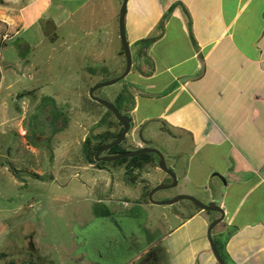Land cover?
<instances>
[{"label":"rangeland","instance_id":"obj_1","mask_svg":"<svg viewBox=\"0 0 264 264\" xmlns=\"http://www.w3.org/2000/svg\"><path fill=\"white\" fill-rule=\"evenodd\" d=\"M30 1L0 3V227L6 228L0 234V264H20L26 257L23 264H127L147 244L164 245L167 231L188 208L200 209L189 200L149 201L146 191L171 179L156 164L134 173L131 181L122 167L112 168L113 161L96 170L82 157L86 136L94 140L110 126L116 130L113 112L89 91L125 69L118 22L122 3L43 0L37 6L42 10L53 5L47 17L35 21L29 18L34 8L22 10ZM48 15L54 17L53 28ZM129 47L134 69L137 46ZM127 76L94 94L121 110ZM142 136L147 138L143 133L137 141ZM133 137L128 133L123 147L135 146ZM157 141L150 147L166 156L165 139ZM179 194L186 193L176 182L152 198ZM219 225L212 233L221 245Z\"/></svg>","mask_w":264,"mask_h":264},{"label":"crops","instance_id":"obj_2","mask_svg":"<svg viewBox=\"0 0 264 264\" xmlns=\"http://www.w3.org/2000/svg\"><path fill=\"white\" fill-rule=\"evenodd\" d=\"M42 1L22 10L37 21L53 5ZM125 32L137 46L121 108L135 147L165 139L180 193L224 210L229 264H264V0H127ZM204 211L188 208L167 231L166 264H219L207 228L220 214Z\"/></svg>","mask_w":264,"mask_h":264},{"label":"water","instance_id":"obj_3","mask_svg":"<svg viewBox=\"0 0 264 264\" xmlns=\"http://www.w3.org/2000/svg\"><path fill=\"white\" fill-rule=\"evenodd\" d=\"M126 2L127 0H123L122 4H121V8H120V12H119V34H120V40L122 43V48H123V53L125 55V69L123 71L122 74H120L118 77L113 78L111 80L108 81H104V82H99L97 84H95L89 91V95L91 97L92 100L104 105L105 107H107L110 111L113 112V114L115 115L116 119L119 120L122 124V131L120 132V134L113 139L112 141L103 144L96 152H95V159L96 160H102V161H114V160H118L121 158H125V157H131V156H135V155H139L142 153H154L158 156L159 160L158 163L160 165V168L165 171L171 178V182L170 183H166V184H159L155 187H153L149 193H148V198L149 201L153 204H174L176 202H178L179 200H189L191 201L195 206L199 207L200 209L203 210H208V211H214V212H218L220 214L219 217L215 218L214 220H212L207 228V239L209 241L210 244V248L212 250V253L216 259V261L219 264H228L223 257L221 256L218 247L212 237V230L213 228L220 222L222 221V219L224 218V210L217 205L215 202L210 201L208 203L202 202L200 200H198L197 198L188 195V194H179L176 195L170 199L167 200H160V201H156L152 198V195L160 190V189H168L171 187H174L176 185L177 182V176L175 174V172L173 171L172 168H170L165 161V157L164 154L161 152V150L154 148V147H141V148H137V149H132V150H127L124 152H121L119 154H115V155H107V156H102L99 157V154L119 143H121L125 136L127 135L129 129H130V122H131V118L126 115L123 114L119 111V109L111 102H109L108 100L102 99L97 97L94 92L97 88L99 87H103L106 85H111L114 84L116 82H118L119 80L123 79L130 71L131 66H132V58H131V51H130V47H129V42L126 36V32H125V14H126Z\"/></svg>","mask_w":264,"mask_h":264},{"label":"flooded vegetation","instance_id":"obj_4","mask_svg":"<svg viewBox=\"0 0 264 264\" xmlns=\"http://www.w3.org/2000/svg\"><path fill=\"white\" fill-rule=\"evenodd\" d=\"M52 24V28L55 26V23L50 22ZM121 113L122 110H119ZM125 114V113H123ZM127 115V114H126ZM111 130H114V128L112 127ZM130 130V129H129ZM129 132V131H128ZM26 131L22 133V135H25ZM120 134V133H119ZM89 138V136H86L85 139L83 140V144H82V157L85 158L86 162H88L91 167H95L96 170H104L105 168H108L106 166V162L107 161H102V160H96L95 159V152L105 143H103L102 145L98 146L96 148V150L94 151V154L92 155V158H89L86 153H85V147H86V138ZM117 137V136H116ZM126 137V136H125ZM115 139V138H114ZM125 139V138H124ZM96 140H92V142H95ZM124 141V140H123ZM121 143L117 144L118 147H116L117 145L101 152L99 154V157L102 156H107V155H115V154H119L121 152L127 151V150H132L135 148H141V147H146V146H152V145H145V146H139V147H135L134 145H130L132 148H126V147H121ZM123 146V145H122ZM115 149V151H113V149ZM163 153V152H162ZM154 154V153H153ZM164 154V153H163ZM155 155V160L154 161H149L147 164H145L143 167H137V161L133 159L134 156L131 157H125V158H121V159H125V161H122L121 159L118 160H114L112 163V168H120L122 167V173L125 174V176L129 177V180H134L135 179V175L134 173L137 172V175L140 174V172L145 168V166L147 165H154L156 164L158 167H160L159 163H158V156L156 154ZM136 156V155H135ZM165 157V155H164ZM166 161V158H165ZM167 164V162H166ZM168 165V164H167ZM93 169V168H92ZM118 173V172H117ZM171 182V179L168 183ZM104 186H111V183H104ZM150 190L146 191V196L148 197V193ZM153 196V195H152ZM149 199V198H148ZM127 264H166V252L165 249L158 243H149L147 244L145 247H143V249L137 254L136 257H134L133 260L129 261Z\"/></svg>","mask_w":264,"mask_h":264},{"label":"trees","instance_id":"obj_5","mask_svg":"<svg viewBox=\"0 0 264 264\" xmlns=\"http://www.w3.org/2000/svg\"><path fill=\"white\" fill-rule=\"evenodd\" d=\"M3 0H0V3H2ZM172 11V7L168 8L167 10H165L161 20L159 21V23L157 24V27L158 28H162L165 21L167 20V18L169 17L170 15V12ZM154 39L153 36L151 37H147L143 40H141L142 42H145V43H149L151 42L152 40ZM25 92H21L19 94V96H22V94H24ZM100 104V103H99ZM109 110V109H108ZM110 111V110H109ZM112 113V111H110ZM113 114V113H112ZM116 130H111L112 126H110V129L109 131H105L103 133H98L96 134L93 138L96 140L95 142H92V140L90 139V137L86 138V147H85V153L86 155L89 157V158H92V155L94 154V151L96 150V148L100 145H102L103 143L105 142H108L114 138H116V136L119 135V133L122 131V124L119 120L116 119ZM114 128V127H113ZM118 147V145L116 146ZM121 147L122 144H121ZM113 149V148H112ZM113 151H115V149H113ZM155 155L153 153H142V154H139V155H136L133 157L134 160L137 161V167H143L145 164H147L149 161H154L155 160ZM122 161H125V159H121ZM197 207V206H195ZM199 208V207H197ZM200 209V208H199ZM217 247H218V250L221 254V256L223 257V259L229 264V258H228V254L225 250V244L221 243V245H219L216 241H215ZM4 255V254H2ZM6 264H16L15 260H8V262ZM50 264H54V263H50Z\"/></svg>","mask_w":264,"mask_h":264},{"label":"built area","instance_id":"obj_6","mask_svg":"<svg viewBox=\"0 0 264 264\" xmlns=\"http://www.w3.org/2000/svg\"><path fill=\"white\" fill-rule=\"evenodd\" d=\"M5 37V36H4Z\"/></svg>","mask_w":264,"mask_h":264}]
</instances>
